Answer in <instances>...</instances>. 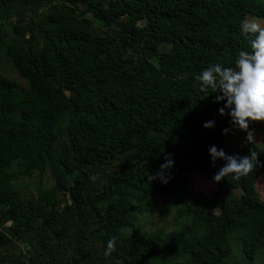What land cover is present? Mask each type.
Wrapping results in <instances>:
<instances>
[{
  "label": "trees",
  "instance_id": "obj_1",
  "mask_svg": "<svg viewBox=\"0 0 264 264\" xmlns=\"http://www.w3.org/2000/svg\"><path fill=\"white\" fill-rule=\"evenodd\" d=\"M55 1L0 0V22L16 18L12 37L0 32V64L10 60L26 82L0 72V251L24 247L0 264L260 262L264 148H229L244 130L220 113L222 93L202 91L198 77L252 51L254 36L240 24L264 20V0ZM211 145L255 151L257 163L215 182L225 161L212 162ZM167 154L175 161L169 182L150 181ZM193 170L215 184L212 197L193 190ZM46 173L49 188L21 195L16 181ZM152 208L174 220L171 229L138 225Z\"/></svg>",
  "mask_w": 264,
  "mask_h": 264
},
{
  "label": "clouds",
  "instance_id": "obj_2",
  "mask_svg": "<svg viewBox=\"0 0 264 264\" xmlns=\"http://www.w3.org/2000/svg\"><path fill=\"white\" fill-rule=\"evenodd\" d=\"M241 31L252 34L254 39L250 41L252 51L241 50L236 60L235 67H225L221 63L210 64L203 69L198 77L202 91L209 87L218 89L222 93L216 96V101H225L220 107V113L231 117L232 127L244 130L246 139L254 141V132L249 128L250 121H264V25L254 18H244L240 24ZM215 120H207L204 127H215ZM232 128L223 129L225 134ZM211 160L215 163L219 159L225 161L224 165L213 175L215 182L222 181L225 177L239 179L250 173L257 163L258 154L253 151L250 155L228 154L225 149L217 145L209 147ZM167 154L160 165V170L151 174L148 179H159L162 183H168L170 170L174 159ZM116 245V238L108 240L105 256H110Z\"/></svg>",
  "mask_w": 264,
  "mask_h": 264
},
{
  "label": "rangeland",
  "instance_id": "obj_3",
  "mask_svg": "<svg viewBox=\"0 0 264 264\" xmlns=\"http://www.w3.org/2000/svg\"><path fill=\"white\" fill-rule=\"evenodd\" d=\"M54 3H58V4H66L65 1L61 0V1H55ZM68 4V3H67ZM47 7L43 8L42 11L44 10L45 12L47 11L46 9ZM24 16L27 17L29 19L30 14L26 13V11H24ZM13 17V16H12ZM90 18V15L87 17ZM247 18H254L257 20V22L261 23L262 25H264V20L262 19H258L257 17L254 16H248ZM16 18H11L9 20H5L4 22H0V32L5 33L8 37H12V28L9 26V24L11 22H15ZM143 24V23H142ZM95 28H102L100 27V25L98 27ZM106 32H112L109 29H105ZM28 34L26 36V38H28ZM138 56H140L139 54H134V58H137ZM0 72L14 80L16 83H18L21 87H25L26 86V82L25 80L21 79L19 74L17 73V71L13 68L12 63L10 62V60L6 59V58H2L1 64H0ZM65 141V139H64ZM249 141L246 139V132L244 131H237L235 132L231 138L229 139V143L228 146L231 150H236L239 149L241 147H243L246 143H248ZM254 142H256L259 146H261L262 148H264V121L262 124V128L258 131L254 133ZM53 183L52 177L50 175V173H46L44 175H36L34 178L32 179H27L25 181L23 180H18L16 181V187L17 189L21 192V195H30L32 197H37L38 196V192L40 191V189H46L49 188ZM191 186L193 188L194 191L196 192H201L204 193L210 197H212L215 192L217 187L215 186V184L213 182H211L210 180H208L206 177H204L203 175L199 174L196 171H192L191 172ZM257 190L258 193L260 195V199L262 202H264V175L262 177L259 178L258 182H257ZM236 196H240L242 194L241 190H237L233 193ZM162 205V203H161ZM143 215L140 217H138V225L141 226L142 228H145L146 230H150V231H156L159 230L160 228H172L173 225V219L170 217L168 219H161V217L159 216L157 210L155 208H152L151 210L145 211L142 210ZM139 215V213L137 214V216ZM11 223L8 224V226H10ZM24 247H20V249H18V247L12 248L9 252H7L5 249H2L0 251V262H2L5 258H7L9 255H16V254H20V250L23 251ZM239 262H241L242 264H260V263H264V255L262 256V260L260 262H249L248 260L243 261L242 258L238 259Z\"/></svg>",
  "mask_w": 264,
  "mask_h": 264
}]
</instances>
